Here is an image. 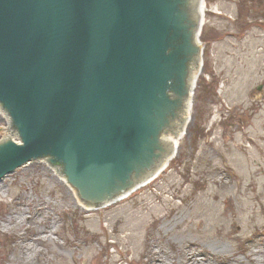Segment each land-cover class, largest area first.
<instances>
[{
    "label": "rangeland",
    "instance_id": "obj_1",
    "mask_svg": "<svg viewBox=\"0 0 264 264\" xmlns=\"http://www.w3.org/2000/svg\"><path fill=\"white\" fill-rule=\"evenodd\" d=\"M207 3L193 119L167 170L89 210L25 162L0 178V264H264V0Z\"/></svg>",
    "mask_w": 264,
    "mask_h": 264
},
{
    "label": "water",
    "instance_id": "obj_2",
    "mask_svg": "<svg viewBox=\"0 0 264 264\" xmlns=\"http://www.w3.org/2000/svg\"><path fill=\"white\" fill-rule=\"evenodd\" d=\"M199 4L0 0V101L22 137L0 142V178L49 155L105 200L174 161L201 72Z\"/></svg>",
    "mask_w": 264,
    "mask_h": 264
},
{
    "label": "bare ground",
    "instance_id": "obj_3",
    "mask_svg": "<svg viewBox=\"0 0 264 264\" xmlns=\"http://www.w3.org/2000/svg\"><path fill=\"white\" fill-rule=\"evenodd\" d=\"M199 10H200V17H199V22H200V41H201V36H202V31L204 29V27L206 26L207 24V11H208V3H207V0H200V4H199ZM215 12L216 10L213 9ZM200 48L202 49L203 48V44L202 42H200ZM201 60L203 61L204 63V55L203 53L201 54ZM204 67V66H203ZM203 68L201 69V72H200V75L203 73ZM199 75V77H200ZM199 81V80H198ZM197 87V86H196ZM195 95V93H194ZM194 98V96H193ZM192 98V100H193ZM193 105H194V100L192 101L191 103V106L189 108V113H188V116H187V119L185 121V126H184V129L182 131V136H181V139L179 141V146H178V149H177V152L175 154V158L176 156L178 155L179 153V149H180V143H181V140L187 135V131H188V127L190 126L191 124V121H192V116H193ZM6 108V107H5ZM8 111L4 110L3 111L5 112V119L7 121V127L4 129V131H6V135L4 136L5 138H8V139H14V140H17V141H22V137H19L18 136V128L15 129L14 126L11 127L12 131L14 132H10L9 131V108H6ZM3 137V138H4ZM3 138L0 139V142H3ZM38 161L40 162H45L47 163L50 168L52 169V171L57 174L58 177H60L63 182L65 184H67V186L69 185L73 195H75V199H76V202L77 203H80L82 204L83 206H85L87 209L91 210V208H95V209H98V208H102V207H108V206H112L113 203H116V202H119L121 200H124L125 198L131 196L132 194L135 193L136 190L142 188V187H145L146 185L154 182L157 177H159L164 171L167 170V167L169 166L170 162L171 161H167L165 163H158L155 170L147 177L146 179V182L145 181H141V180H138V179H133L134 180V183H131L128 187H125L124 190L122 191H119V192H116V193H113L111 196H108L106 195L105 196V200H97V199H93V197H91V199H85L84 197H82L79 192L77 191L76 187L74 186V184H72V182L70 181V178L68 177H65L61 172L60 170L58 169L56 163H54L52 161V159L50 158V156H44L42 158H37ZM2 178H5L2 177ZM194 260H195V256H194V253L193 254H189L185 260V264H193L194 263Z\"/></svg>",
    "mask_w": 264,
    "mask_h": 264
}]
</instances>
